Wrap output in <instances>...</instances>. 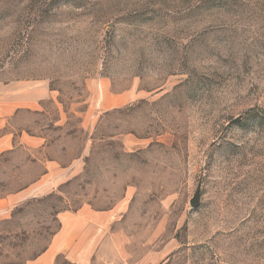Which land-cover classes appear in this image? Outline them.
<instances>
[{"label":"rangeland","instance_id":"rangeland-1","mask_svg":"<svg viewBox=\"0 0 264 264\" xmlns=\"http://www.w3.org/2000/svg\"><path fill=\"white\" fill-rule=\"evenodd\" d=\"M5 100L0 264H264V0H0Z\"/></svg>","mask_w":264,"mask_h":264},{"label":"crops","instance_id":"crops-1","mask_svg":"<svg viewBox=\"0 0 264 264\" xmlns=\"http://www.w3.org/2000/svg\"><path fill=\"white\" fill-rule=\"evenodd\" d=\"M18 101H0V130L4 128V118L26 104ZM30 138L31 141L34 140L32 137ZM12 143L13 136L11 134L0 137V153L11 148ZM83 213L87 214V217L91 215L93 220L97 217L95 214H90L88 210H83ZM83 215L82 212L61 214L60 232L53 238L50 247L29 264H55L57 263V258L60 259L61 264H94L88 262L86 258L94 253L93 246L95 242L92 239L94 221L92 219L89 221V218Z\"/></svg>","mask_w":264,"mask_h":264},{"label":"water","instance_id":"water-1","mask_svg":"<svg viewBox=\"0 0 264 264\" xmlns=\"http://www.w3.org/2000/svg\"><path fill=\"white\" fill-rule=\"evenodd\" d=\"M196 202H197V199L194 198V200L191 202V205H192V206H196Z\"/></svg>","mask_w":264,"mask_h":264}]
</instances>
